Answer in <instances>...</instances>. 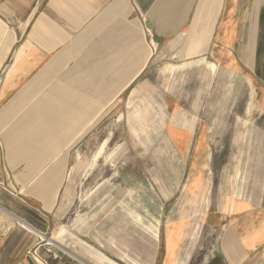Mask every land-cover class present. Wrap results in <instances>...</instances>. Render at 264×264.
<instances>
[{
	"label": "crops",
	"instance_id": "0c3cea01",
	"mask_svg": "<svg viewBox=\"0 0 264 264\" xmlns=\"http://www.w3.org/2000/svg\"><path fill=\"white\" fill-rule=\"evenodd\" d=\"M147 28L162 73L149 67ZM201 67L248 87L255 119L231 97L206 107L195 82L181 84L180 102L150 81ZM120 130L127 143L114 142ZM226 137L232 157L219 164L212 140ZM0 138V264H264V0H0ZM83 145L93 162L123 146L158 155L152 178L113 185L128 202L93 245L54 227L67 150ZM157 183L173 199L148 213L150 228L131 205Z\"/></svg>",
	"mask_w": 264,
	"mask_h": 264
},
{
	"label": "rangeland",
	"instance_id": "374dc122",
	"mask_svg": "<svg viewBox=\"0 0 264 264\" xmlns=\"http://www.w3.org/2000/svg\"><path fill=\"white\" fill-rule=\"evenodd\" d=\"M146 34L150 41L149 46L151 51L149 67H158V72L162 73V70L160 69L164 67V62L158 61L159 46L157 47V43L152 40V32L150 28L146 29ZM190 72L194 74L189 75ZM160 73L157 76V79H155V75H151L150 81L155 82L157 80L156 82L165 83L164 86L167 87V95L177 96L180 102L183 92L181 84L190 82L192 89V82H195L197 84V88L201 86L203 89V101L206 102L203 104H205L206 107L210 105V103L219 101V95L222 97V103L225 99L228 100V98L231 97L233 100L235 98L234 111H237L236 113L240 117H244V119L248 117L247 111H250L251 109V107H248V104L253 101L251 99V92L249 91V88L242 83H233V86H230V79H228V76L223 74V70L221 68H215L214 73L204 70L203 67H201V69L194 68L190 71L178 70L171 73V75L167 74L166 76H161ZM201 81L203 83L205 81L204 85H201ZM252 112L250 111V115H252ZM252 117L255 119L256 115H252ZM257 123L260 124L259 122ZM232 124L234 125V123H227L226 125L227 127H231ZM256 124L252 121V126H256ZM129 127L131 128L132 126L129 125L127 128ZM248 127L249 125L245 127V125H241V123H239L237 137H240L236 140H232V142L238 147V154L236 157L234 155L235 161L232 165L235 170H237L236 173L239 175L241 173L240 169L243 166V159L245 158V156L241 155L240 152L243 150V147H247L248 145L247 138L242 137V135L248 130ZM115 137H117L114 139L116 144L117 142H128V133H123V130L117 131ZM230 141L229 137H226V139L223 140H212L211 149L216 158H219V164L227 163V161H229L232 157V155H225L224 153L228 148ZM111 148H114V145L111 146L110 149ZM127 149L129 148L123 146L119 148V153L104 156L103 159H99L95 162L92 161V149L88 150L86 145H83L81 149H79L78 153H74L70 156V159L67 150V175L63 190L61 191L59 197V206L57 208L54 223L55 231L59 229V227L65 226L67 229L73 230L76 236L93 245L96 243V237H92L91 234L93 233L96 236V233L98 232L97 230L100 226H117L118 219H116L117 215H115V213L119 210V204L121 206H126L128 199L124 196V194H120L122 193L121 189L118 190L119 193H116V188H114L113 185L120 178H124V176L136 177L140 179L150 178L151 175L149 174V169L153 168V165L156 164V160L158 159V155L128 154L125 152ZM1 163H3V143L0 138V164ZM209 167L210 170H207L206 174L207 180H209V178H213L212 162ZM1 173L2 171H0V179L3 178ZM98 184H101L100 188L94 191ZM127 189L132 188L129 187ZM146 189L147 193L145 196L137 197L140 198L141 202V204L137 202L139 208H134L135 206L132 204L131 209H135L136 211L141 210L142 225L151 228L155 221L148 218V213L158 211V209H162L164 211L166 205L173 198L170 197L171 194L169 193V190L159 184L147 187ZM180 189V187L175 188V197L179 195ZM150 200L154 202L150 203L149 206L148 203ZM120 220L125 221V226L127 227L136 225L134 220H131L128 217ZM110 241L114 242L113 240ZM109 250L110 252L115 251L110 245Z\"/></svg>",
	"mask_w": 264,
	"mask_h": 264
}]
</instances>
